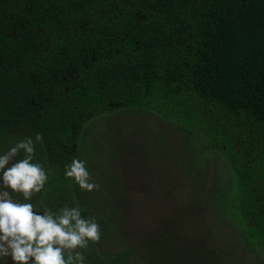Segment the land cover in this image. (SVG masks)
<instances>
[{
  "label": "trees",
  "instance_id": "1",
  "mask_svg": "<svg viewBox=\"0 0 264 264\" xmlns=\"http://www.w3.org/2000/svg\"><path fill=\"white\" fill-rule=\"evenodd\" d=\"M117 109L153 114L189 142L196 184L212 181L199 211L214 210L209 225L264 261V0H0V155L30 137L48 172L27 202L96 218L102 235L85 264L222 257L181 229L185 219L171 218L182 238L168 245L153 229L125 234L127 218L77 195L65 166L82 154L84 126ZM209 154L223 180L209 179Z\"/></svg>",
  "mask_w": 264,
  "mask_h": 264
},
{
  "label": "rangeland",
  "instance_id": "2",
  "mask_svg": "<svg viewBox=\"0 0 264 264\" xmlns=\"http://www.w3.org/2000/svg\"><path fill=\"white\" fill-rule=\"evenodd\" d=\"M166 128L153 114L120 109L112 116L87 123L81 134L83 151L79 159L87 161V169L99 188L81 191L72 180L78 189L77 195L100 200L104 206L116 210L118 215L122 214L120 218H127L129 226H125L126 221L125 234L153 229L151 232L162 235L168 245L182 238L180 235L179 238L171 236L176 222L171 218L185 219L182 230L202 235L216 254H222L219 259L208 260L206 264H264L263 258H258L252 251L242 254L243 248L235 245L233 238L229 239L227 231L219 223L217 226L209 225L211 217L217 219V215L214 210H211V216L202 211L211 203L207 197L212 181L204 182L202 186L196 184L195 169L189 167L195 159L191 145ZM211 157L212 154L205 157L209 179L223 180L226 173L223 166L215 167L220 162ZM18 197L13 194V198L19 201ZM20 202L26 201L20 199ZM201 213L204 218L192 223L191 216ZM121 221L125 222L124 219ZM147 238L144 235L140 240ZM236 250L239 251L236 253ZM0 264H12V261L3 257ZM137 264L143 263L138 261Z\"/></svg>",
  "mask_w": 264,
  "mask_h": 264
},
{
  "label": "clouds",
  "instance_id": "3",
  "mask_svg": "<svg viewBox=\"0 0 264 264\" xmlns=\"http://www.w3.org/2000/svg\"><path fill=\"white\" fill-rule=\"evenodd\" d=\"M41 140L37 133L35 142ZM21 152L23 158L17 160ZM34 157L30 137L0 155V258L9 257L12 264H85V251L101 239L100 225L94 216L84 217L79 206L65 204L53 211L42 203L40 211L27 202L44 192L48 183V172L33 163ZM86 165V160L74 158L65 166L64 176L81 191L97 190Z\"/></svg>",
  "mask_w": 264,
  "mask_h": 264
}]
</instances>
